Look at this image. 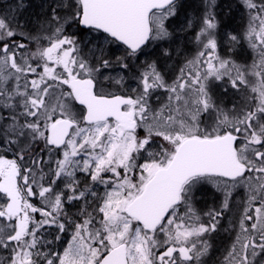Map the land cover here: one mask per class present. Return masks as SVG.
<instances>
[{"label":"snow or ice","instance_id":"obj_1","mask_svg":"<svg viewBox=\"0 0 264 264\" xmlns=\"http://www.w3.org/2000/svg\"><path fill=\"white\" fill-rule=\"evenodd\" d=\"M0 264H264V0H0Z\"/></svg>","mask_w":264,"mask_h":264}]
</instances>
